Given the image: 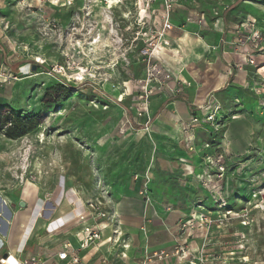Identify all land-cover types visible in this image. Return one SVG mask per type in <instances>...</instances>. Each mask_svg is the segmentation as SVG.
Returning <instances> with one entry per match:
<instances>
[{"label":"rangeland","instance_id":"1","mask_svg":"<svg viewBox=\"0 0 264 264\" xmlns=\"http://www.w3.org/2000/svg\"><path fill=\"white\" fill-rule=\"evenodd\" d=\"M135 1L0 0L1 113L39 115L21 137L0 131V175L34 178L47 191L58 177L65 190L91 185L108 212L104 237L116 240L113 264H264V0H171L172 28L160 39L161 23L139 21ZM162 6L156 0L147 13L158 18ZM145 31L157 50L174 49L157 53L162 62ZM181 47L186 60L175 56ZM225 51L240 68L231 94L248 92L261 143L224 153L223 132L204 117L174 125L184 134L153 131L163 99L185 87L190 98L205 81L182 66L204 76L210 53ZM215 95L228 124L222 111L237 101ZM185 144L209 147L196 149L194 162ZM146 181L148 203L140 193ZM126 198L138 200L137 214L113 213L112 203Z\"/></svg>","mask_w":264,"mask_h":264},{"label":"crops","instance_id":"2","mask_svg":"<svg viewBox=\"0 0 264 264\" xmlns=\"http://www.w3.org/2000/svg\"><path fill=\"white\" fill-rule=\"evenodd\" d=\"M180 41L183 46L188 43L185 38H181ZM170 51H174V49L166 48L165 45H162L156 51L155 57L161 61L157 53L171 54L169 53ZM4 53L5 51L0 49V61L7 64ZM210 55L213 64L208 63L205 71L207 73L204 76L192 64L182 66L189 70L191 77L194 79L204 78L205 81L201 83L196 93L191 95L190 98L184 90L187 89L185 87L181 92L174 93L163 99L160 106L157 107L158 111L164 108V113L154 123L152 130L156 132L157 128H159L160 132L165 133L167 136L174 133L184 134L183 131L177 132L174 125H179L181 130L182 127H189L192 124L195 105L201 103L208 93L220 94L223 99L226 94L229 99L234 98L237 103L230 105L231 108L228 110L222 111V114L229 121L228 124L224 121L226 123L224 131L219 130L223 132L220 147L224 153L243 154L252 142L261 143L259 140H254L253 137L255 129L254 118L257 117L250 112L249 104H246L248 99L245 96L248 92L241 88L239 93L231 94L233 86L231 87L227 83L228 76L231 73L232 80L240 76V68L230 65V61L226 59L231 57V53L225 51L223 55H220L219 52H212ZM175 56H184V60H186L187 52L181 47ZM14 63L15 68H17L24 61ZM175 76H179V73ZM225 84L227 85L225 86ZM129 118L133 120L136 117L134 114H130ZM133 122L140 130L144 128L145 120L141 122L134 120ZM184 147L188 149L189 153H195V158L192 160L196 162L195 160H201L196 149L206 150L209 146L204 148L201 145L194 147V145L188 146L185 144ZM182 155L186 156L187 152H183ZM5 165V160L0 158V166ZM60 178L58 177L54 186L49 187L47 191L34 178L10 177L8 174L0 175V256H3L8 251L19 257L37 256L41 259L42 264H66L67 261L60 260L57 257V252L61 250L63 243L68 241L77 250L80 257L78 264H113L116 260L114 245L97 246L90 244L85 248L80 247L75 233L83 224H71L51 233L46 230L49 222L69 212L75 214L86 212V202L97 197L95 191H89L91 185L87 186L85 185L86 183H82L76 188L70 187L69 190H65V180L62 179L63 182L61 184ZM94 184L95 182H92L93 186ZM92 188L94 189V187ZM20 202L23 205H20ZM137 205L138 200L136 198H126L122 201H114L112 208L117 214L121 213L122 210V213L129 216L137 214L139 206ZM86 223L93 224L94 221L93 219H88ZM107 229H110V227ZM107 229L103 231L104 234L108 231ZM126 246V248H129V245Z\"/></svg>","mask_w":264,"mask_h":264},{"label":"built area","instance_id":"3","mask_svg":"<svg viewBox=\"0 0 264 264\" xmlns=\"http://www.w3.org/2000/svg\"><path fill=\"white\" fill-rule=\"evenodd\" d=\"M106 5L109 4V1H111V5L113 4H123L126 1L130 0H104ZM143 1V4H142ZM136 0L135 5L138 9V17L139 21H142L144 23L145 21H152L153 24H156L157 22L161 23V32H157V38H161L163 34L166 31H169L172 28V24L170 22L169 16L170 12L173 8V4L171 0H159L162 3V13L159 14L158 18L157 16L151 17V14L147 13V10L151 11V5L156 0ZM142 7L145 10V15L139 16V12ZM125 17V16H124ZM146 38H148V44L152 45L153 48L155 47L154 42L157 40L156 36H149V32H144ZM152 48V49H153ZM64 71V65L58 66V72ZM221 106L217 99V97L214 95L213 92H210L206 95V98L197 105V109L194 110V113L192 115V122H198L202 119V117L205 118V122L209 125H212L215 130H221L222 128L226 127V123L224 122V118L221 117ZM206 147H208V144H205ZM148 182L144 184V189L140 191L145 198L147 203L150 201V196L148 192ZM102 197H95L92 200H88L86 203L87 211L83 213H67L63 215L62 217H58L55 220L48 223L46 226V230L51 232H56L68 225L71 224H83L82 227L75 233V236L77 240L80 243L81 248H85L89 246L90 244H95L97 246L101 245H115L116 240H112L111 236H105L103 231L107 229L109 223L107 222L108 219V212L104 208L103 201L100 199ZM113 213H116L113 211ZM114 215V214H113ZM114 217V216H113ZM88 219H93L94 223H86ZM113 234L116 233L115 229L112 230ZM112 242V243H111ZM124 248H126V245H123ZM57 257L60 260L67 261L66 264H78L80 262V257L77 253V250L74 249L70 242H64L62 245L61 250L57 252ZM0 264H42V261L39 257L30 255L27 257H19L16 256L8 251L4 253L3 256H0Z\"/></svg>","mask_w":264,"mask_h":264},{"label":"trees","instance_id":"4","mask_svg":"<svg viewBox=\"0 0 264 264\" xmlns=\"http://www.w3.org/2000/svg\"><path fill=\"white\" fill-rule=\"evenodd\" d=\"M231 78L232 76L230 73L227 79V83L230 82ZM226 85L227 84H225V86ZM11 118L13 119V122L9 121ZM38 124H39V115H32L23 118L19 116L13 117L11 114L3 115L1 113V107H0V131L3 130V128L6 126L4 129V134L8 138L14 139L21 137L26 133H28L29 131H31L32 129H34ZM224 128H222L221 130L223 131Z\"/></svg>","mask_w":264,"mask_h":264},{"label":"bare ground","instance_id":"5","mask_svg":"<svg viewBox=\"0 0 264 264\" xmlns=\"http://www.w3.org/2000/svg\"><path fill=\"white\" fill-rule=\"evenodd\" d=\"M112 5H111V1H109V4L107 5V7H111ZM139 8H141V10H140V12H139V16H144L145 15V10L140 6ZM107 10V9H106ZM109 10V9H108ZM143 13H142V12ZM140 13H142L141 15H140ZM108 14V13H107ZM157 45V44H156ZM156 45H155V47L152 49V51H151V55H153V54H155L156 53V51H157V47H156ZM84 69L83 68H81V71H83ZM82 73V72H81ZM81 73L80 72H78L76 75L77 76H80L81 75ZM82 76V75H81ZM80 76V77H81Z\"/></svg>","mask_w":264,"mask_h":264},{"label":"water","instance_id":"6","mask_svg":"<svg viewBox=\"0 0 264 264\" xmlns=\"http://www.w3.org/2000/svg\"><path fill=\"white\" fill-rule=\"evenodd\" d=\"M20 205H23V203H22V202H20Z\"/></svg>","mask_w":264,"mask_h":264}]
</instances>
